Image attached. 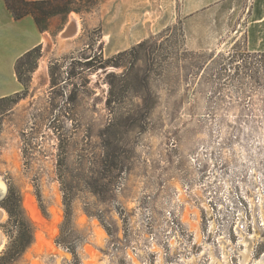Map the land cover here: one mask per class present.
<instances>
[{
  "label": "rangeland",
  "instance_id": "374dc122",
  "mask_svg": "<svg viewBox=\"0 0 264 264\" xmlns=\"http://www.w3.org/2000/svg\"><path fill=\"white\" fill-rule=\"evenodd\" d=\"M182 3L83 0L50 20L0 101V201L14 188L34 234L16 264H264V230L245 249L220 211L237 214L221 193L240 182L264 194L250 1Z\"/></svg>",
  "mask_w": 264,
  "mask_h": 264
},
{
  "label": "crops",
  "instance_id": "0c3cea01",
  "mask_svg": "<svg viewBox=\"0 0 264 264\" xmlns=\"http://www.w3.org/2000/svg\"><path fill=\"white\" fill-rule=\"evenodd\" d=\"M231 0H183L182 14L194 15L206 8ZM246 49L251 53H264V0H249ZM47 40L29 15L16 20L7 7V0H0V99L19 93L22 89L16 64L20 57Z\"/></svg>",
  "mask_w": 264,
  "mask_h": 264
},
{
  "label": "trees",
  "instance_id": "16d2710c",
  "mask_svg": "<svg viewBox=\"0 0 264 264\" xmlns=\"http://www.w3.org/2000/svg\"><path fill=\"white\" fill-rule=\"evenodd\" d=\"M83 0H7V7L16 20H21L26 16H33L39 30L47 32L50 20L57 16L69 15L73 11H78L74 5ZM42 46L25 53L20 57L16 64V73L21 84V68L25 64H30L34 55L40 59ZM8 97L0 99V101ZM2 206L9 214V222L12 226H2L9 238L7 249L0 255V264H16L24 253L34 242L32 227L21 211V199L18 192L11 188L7 196L0 201Z\"/></svg>",
  "mask_w": 264,
  "mask_h": 264
},
{
  "label": "built area",
  "instance_id": "2783aa9c",
  "mask_svg": "<svg viewBox=\"0 0 264 264\" xmlns=\"http://www.w3.org/2000/svg\"><path fill=\"white\" fill-rule=\"evenodd\" d=\"M240 183L242 185L243 182ZM241 185L239 184L238 191H231L229 190V188H225L221 193L222 195L225 194V197H223V199L226 208L230 209L231 207L232 211L237 210V214L233 215V219L225 214L226 210L223 209L220 211H222L221 217L223 219V226H233V232L238 238V243H241V245H243L245 243L243 240L245 239L251 247V244H253V246L255 244L254 239L256 241L259 239V237L257 236L259 235L258 232L264 230V194L259 192L254 193L251 187L249 189L247 188L248 186L246 184L244 186ZM255 197H257V199H254ZM209 201H212V199H210ZM243 211H247L250 214V219L248 220L246 218L249 222L243 218ZM249 226H252L251 230ZM209 247L211 248L212 246L208 245V248ZM243 247L246 249L245 244L243 245ZM208 252H211V250L208 249ZM211 261L213 262V259H211Z\"/></svg>",
  "mask_w": 264,
  "mask_h": 264
},
{
  "label": "bare ground",
  "instance_id": "6f19581e",
  "mask_svg": "<svg viewBox=\"0 0 264 264\" xmlns=\"http://www.w3.org/2000/svg\"><path fill=\"white\" fill-rule=\"evenodd\" d=\"M0 187H3V188H4V185L0 183ZM4 189H5V188H4ZM4 215H5V212H4L3 210H0V218H2ZM243 237H244V236H243ZM244 238H245V237H244ZM5 239H6V238H5V235L3 234L2 231H0V245L5 244V242H6ZM247 247H248V246H247ZM225 256H226V254H225ZM226 260H227V257H226ZM263 261H264V258H263V260L258 261V263H263ZM229 264H230V263H229Z\"/></svg>",
  "mask_w": 264,
  "mask_h": 264
},
{
  "label": "water",
  "instance_id": "95a60500",
  "mask_svg": "<svg viewBox=\"0 0 264 264\" xmlns=\"http://www.w3.org/2000/svg\"><path fill=\"white\" fill-rule=\"evenodd\" d=\"M1 231V230H0ZM4 234V233H3ZM6 238V237H5ZM6 243V242H5ZM4 247H5V244H3V245H0V253L3 251V249H4Z\"/></svg>",
  "mask_w": 264,
  "mask_h": 264
}]
</instances>
